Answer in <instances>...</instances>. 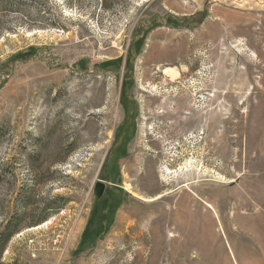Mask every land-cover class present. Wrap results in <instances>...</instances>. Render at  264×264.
<instances>
[{
	"label": "rangeland",
	"instance_id": "rangeland-1",
	"mask_svg": "<svg viewBox=\"0 0 264 264\" xmlns=\"http://www.w3.org/2000/svg\"><path fill=\"white\" fill-rule=\"evenodd\" d=\"M0 264H264V0H0Z\"/></svg>",
	"mask_w": 264,
	"mask_h": 264
},
{
	"label": "bare ground",
	"instance_id": "bare-ground-1",
	"mask_svg": "<svg viewBox=\"0 0 264 264\" xmlns=\"http://www.w3.org/2000/svg\"><path fill=\"white\" fill-rule=\"evenodd\" d=\"M163 73H164V75L167 77H170L171 79H175L177 76H178V72L176 71V70H174V69H165L164 71H163ZM173 81V80H172ZM196 166L197 165H195V161L193 160V159H189L188 161H186L185 163H184V165L183 166H181V167H179L177 170H175V171H171L170 169H166L165 170V172H164V174L165 175H174V176H178V173H188V172H190L192 169H193V171L195 172H197V171H199V169L198 168H196ZM199 167V166H198ZM224 180V179H223ZM158 199H160V196H158V197H156V198H154V199H152V200H150V201H155V200H158ZM208 206V208L209 209H211V206L210 205H207ZM46 225V224H45Z\"/></svg>",
	"mask_w": 264,
	"mask_h": 264
},
{
	"label": "water",
	"instance_id": "water-1",
	"mask_svg": "<svg viewBox=\"0 0 264 264\" xmlns=\"http://www.w3.org/2000/svg\"><path fill=\"white\" fill-rule=\"evenodd\" d=\"M105 189V185L101 184V183H97L94 186V192L96 194L97 197H101V195L103 194V191Z\"/></svg>",
	"mask_w": 264,
	"mask_h": 264
},
{
	"label": "trees",
	"instance_id": "trees-1",
	"mask_svg": "<svg viewBox=\"0 0 264 264\" xmlns=\"http://www.w3.org/2000/svg\"><path fill=\"white\" fill-rule=\"evenodd\" d=\"M119 193V192H118Z\"/></svg>",
	"mask_w": 264,
	"mask_h": 264
}]
</instances>
